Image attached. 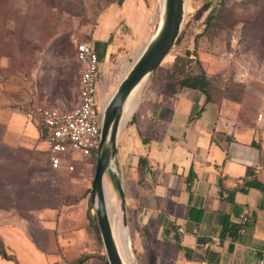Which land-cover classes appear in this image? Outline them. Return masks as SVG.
<instances>
[{"label":"crops","instance_id":"1","mask_svg":"<svg viewBox=\"0 0 264 264\" xmlns=\"http://www.w3.org/2000/svg\"><path fill=\"white\" fill-rule=\"evenodd\" d=\"M215 1L186 0L184 23L191 15L204 29L216 14ZM205 4L210 6L203 10ZM19 27L0 22V125L9 147L40 152L48 163L44 132L25 112L37 105L73 109L53 96L44 80L48 71ZM99 34L103 39L92 45L103 60L106 43ZM157 71L118 142L136 263L264 264V115L245 114L231 99L207 100ZM78 159L80 167L66 176L64 203L37 213L47 236L44 249L23 220L0 223V251L9 256L0 255V264H107L90 225L93 175Z\"/></svg>","mask_w":264,"mask_h":264},{"label":"rangeland","instance_id":"2","mask_svg":"<svg viewBox=\"0 0 264 264\" xmlns=\"http://www.w3.org/2000/svg\"><path fill=\"white\" fill-rule=\"evenodd\" d=\"M160 9V0H0V22L20 26L24 41L50 72L44 80L53 96L63 97L69 109H74L81 73L77 46L103 39L99 34L103 31L106 50L98 65L97 84L101 104L116 90L122 70L128 71L156 31ZM212 18L203 29L197 19L186 17L158 75L169 78L174 58L193 51L209 79L211 97L240 102L245 114L260 119L264 115V0H226ZM4 135L0 125V223L23 220L32 241L44 249L47 236L39 227L37 213L64 203L66 176L74 173L62 175L64 166L61 171L51 170L42 153L9 147ZM78 156L71 157L74 168L81 165ZM82 160L94 176L96 158ZM106 182L121 210L109 176ZM90 214L96 224L92 209Z\"/></svg>","mask_w":264,"mask_h":264},{"label":"water","instance_id":"3","mask_svg":"<svg viewBox=\"0 0 264 264\" xmlns=\"http://www.w3.org/2000/svg\"><path fill=\"white\" fill-rule=\"evenodd\" d=\"M185 1L163 0L156 31L142 47L102 111L100 143L95 154L96 167L90 194L91 209L107 264H124L114 237L104 196V181L109 176L119 198L122 227L127 229L126 198L118 159L119 137L127 125L126 122L122 128L120 127L124 108L134 91L138 87L141 91L145 83L155 75L174 47L185 20ZM129 251L133 256L134 264L136 260L130 242Z\"/></svg>","mask_w":264,"mask_h":264},{"label":"built area","instance_id":"4","mask_svg":"<svg viewBox=\"0 0 264 264\" xmlns=\"http://www.w3.org/2000/svg\"><path fill=\"white\" fill-rule=\"evenodd\" d=\"M77 61L81 73L78 103L73 110L64 112L37 105L25 112V117L36 120L44 132L48 163L53 170L64 166L72 172L74 153L81 158H90L99 148L102 122V109L97 98L99 59L91 43L77 46ZM241 221L246 222L247 218L242 216ZM179 231L183 232L182 229ZM60 264L73 263L63 260Z\"/></svg>","mask_w":264,"mask_h":264},{"label":"trees","instance_id":"5","mask_svg":"<svg viewBox=\"0 0 264 264\" xmlns=\"http://www.w3.org/2000/svg\"><path fill=\"white\" fill-rule=\"evenodd\" d=\"M225 2L226 0H216L214 4H216L219 8L220 6H223ZM119 3H121V1H119ZM209 6L210 4H205L203 6V10H206ZM201 35H203V33L200 34V36ZM98 59L100 62L101 60L99 56ZM169 79H171L181 88H189L201 92L206 96L207 100H210L211 98L209 93V79L207 78L200 61L197 59V56L193 51L187 50L183 56H176L174 58L172 64V73L169 76ZM93 157H95V154H93ZM90 225L94 230L97 239L100 241L97 225L95 224L93 218ZM0 255L6 259H9V256H7L4 251H0ZM101 259L105 260V257L102 256Z\"/></svg>","mask_w":264,"mask_h":264},{"label":"bare ground","instance_id":"6","mask_svg":"<svg viewBox=\"0 0 264 264\" xmlns=\"http://www.w3.org/2000/svg\"><path fill=\"white\" fill-rule=\"evenodd\" d=\"M160 1H161V9H162L163 0H160ZM141 49L139 50V52L141 51ZM126 73H127L126 70H122V78L126 75ZM139 94H140V91H139V87H138L134 91V93L130 96L129 100L127 101L125 108H124V114H123V117H122V120L120 123L121 128L124 126V124L126 122L129 121V119L131 118L135 108H137L136 105L138 102ZM110 97L111 96H109L105 100H101L100 107H101L102 111L104 110V108L108 104ZM104 196H105V201H106L110 221L112 223V229H113L114 237L116 239V243L118 245V249H119L120 255L122 257V260H123L124 264H133L134 259H133L131 252L129 251V237H128L129 232H127V229H124L122 227L121 210L119 209V205H118L116 196L112 192V190H111L109 184L106 182V180L104 181Z\"/></svg>","mask_w":264,"mask_h":264}]
</instances>
